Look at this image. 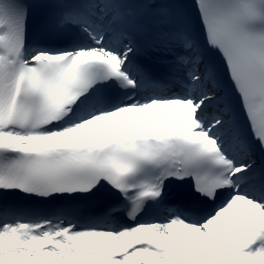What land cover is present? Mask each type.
<instances>
[{
  "label": "snow or ice",
  "instance_id": "snow-or-ice-1",
  "mask_svg": "<svg viewBox=\"0 0 264 264\" xmlns=\"http://www.w3.org/2000/svg\"><path fill=\"white\" fill-rule=\"evenodd\" d=\"M0 264H264V0H0Z\"/></svg>",
  "mask_w": 264,
  "mask_h": 264
}]
</instances>
